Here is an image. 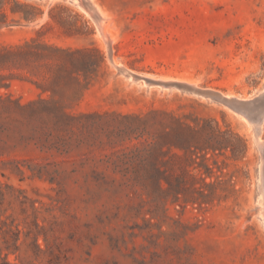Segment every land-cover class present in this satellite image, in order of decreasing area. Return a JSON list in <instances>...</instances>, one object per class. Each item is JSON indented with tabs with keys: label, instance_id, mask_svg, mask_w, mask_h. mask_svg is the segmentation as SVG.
<instances>
[{
	"label": "rangeland",
	"instance_id": "rangeland-1",
	"mask_svg": "<svg viewBox=\"0 0 264 264\" xmlns=\"http://www.w3.org/2000/svg\"><path fill=\"white\" fill-rule=\"evenodd\" d=\"M0 1V264H264V0Z\"/></svg>",
	"mask_w": 264,
	"mask_h": 264
},
{
	"label": "trees",
	"instance_id": "trees-1",
	"mask_svg": "<svg viewBox=\"0 0 264 264\" xmlns=\"http://www.w3.org/2000/svg\"><path fill=\"white\" fill-rule=\"evenodd\" d=\"M2 7H3V4L0 1V24L5 23L6 22V19H7L6 14L3 12V8ZM11 11L14 12L13 9ZM24 17L27 18V15L25 14Z\"/></svg>",
	"mask_w": 264,
	"mask_h": 264
},
{
	"label": "bare ground",
	"instance_id": "bare-ground-1",
	"mask_svg": "<svg viewBox=\"0 0 264 264\" xmlns=\"http://www.w3.org/2000/svg\"><path fill=\"white\" fill-rule=\"evenodd\" d=\"M98 10V9H97ZM96 12V11H95ZM98 16V15H97ZM102 22V21H101ZM103 24V23H102ZM98 28H100L99 27V24H98ZM101 29V28H100ZM99 29V30H100ZM97 31H98V29H97ZM100 33H102L101 31H100ZM107 41V40H106ZM108 45V44H107ZM111 48V47H110ZM112 51V50H111ZM112 53V52H111ZM114 63V62H113ZM115 64V63H114ZM120 66V65H119ZM121 67V66H120ZM116 68V67H115ZM123 68V67H122ZM121 70H123V69H121ZM124 70H126V69H124ZM123 73V72H122ZM138 76V75H137ZM142 77V76H141ZM131 79V78H130ZM143 82V81H142ZM145 85V84H144ZM224 97V96H223ZM226 97V96H225ZM226 99H228V98H226ZM239 99V98H238ZM246 106V105H245ZM239 109V108H238ZM251 110V109H250ZM254 115V114H253ZM259 117V116H258ZM244 119V118H243ZM257 120V119H256ZM260 120V119H259ZM252 121V120H251ZM254 122V121H253ZM256 122V121H255ZM253 125V124H252ZM251 125V126H252ZM254 126V125H253ZM254 128H256V127H254ZM260 128V127H259ZM252 129H253V127H252ZM256 129H258V128H256ZM260 130H261V128H260ZM257 144V143H256ZM258 145V144H257ZM258 204H259V207H260V203H259V200H258ZM260 209V208H259ZM259 211H261V210H259ZM260 216H262L263 217V219H264V213L261 211L260 212Z\"/></svg>",
	"mask_w": 264,
	"mask_h": 264
}]
</instances>
